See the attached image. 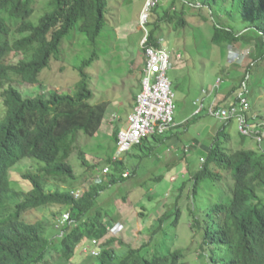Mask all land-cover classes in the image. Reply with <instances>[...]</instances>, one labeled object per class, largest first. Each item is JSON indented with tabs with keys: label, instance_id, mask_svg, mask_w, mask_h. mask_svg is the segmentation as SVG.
Here are the masks:
<instances>
[{
	"label": "trees",
	"instance_id": "obj_1",
	"mask_svg": "<svg viewBox=\"0 0 264 264\" xmlns=\"http://www.w3.org/2000/svg\"><path fill=\"white\" fill-rule=\"evenodd\" d=\"M162 1L157 0L158 4L150 9L146 24L148 43L156 47L160 46L163 23L172 19L170 9H166L156 20L149 21ZM197 2L213 21L212 43L220 48L226 50L249 40L250 35L254 37L256 52L245 68L242 92L248 104L247 118L264 130V111L256 114L252 109L254 102L255 108L260 102L264 104L259 99L264 93V0ZM108 3L109 0H0V98L5 110L0 119V264H51L47 257L50 251L60 258V264L78 263L91 256L92 250L97 251L92 255L93 264H181L185 257L184 250L174 247L181 215L176 204L158 217L155 225H147L149 240L138 247L113 236L100 244L118 223L119 214L114 215V211L108 210L110 207L105 211L99 206L103 204L96 203L97 199L109 187L131 176L125 171L132 164L130 150L126 157L114 158L117 127L111 135L114 153L102 163L110 166V172L97 174L99 179L95 177L77 198L71 194L78 187L69 163L71 154L77 152L83 166L95 167L87 162V153L76 143L77 135L82 132L86 138L95 136L108 105L106 101L93 104V93L83 83L84 68L93 58L76 67L80 79L70 93L24 95L16 87V83L44 85L41 74L53 59L59 60L63 39L77 25L76 29L94 45L104 28ZM17 52L28 54L16 62L8 61L9 54ZM250 91L255 98L253 105ZM237 95L230 104L238 101ZM232 124L230 120L219 126L205 156L199 158L196 168H188L189 177L179 192L186 189L187 195L190 193L187 207L192 217L190 228L201 239L200 249L206 253L200 252L199 256L205 264H264V153L256 142L255 148L252 146V139L251 145L240 139L239 146L233 148L229 131ZM167 132L144 138L133 149L146 146L149 152L145 155L155 157V139L162 142L172 136L166 135ZM152 141L150 146L148 142ZM183 151L184 156L166 164L165 171L175 169L184 160L186 151ZM24 158L36 162L20 173V178L29 185L27 190L15 187L9 178V170ZM136 169L137 163L128 170L135 175ZM53 205L69 214L67 220L62 214L56 224L60 225L58 229L44 221L24 219L30 211ZM166 222L172 232L168 235L163 231L157 242V232L167 228L162 227ZM154 234L155 243H151ZM93 239L97 244L92 243ZM87 243L90 247L84 250ZM114 243L123 248L118 250ZM78 248L80 258L73 261Z\"/></svg>",
	"mask_w": 264,
	"mask_h": 264
},
{
	"label": "rangeland",
	"instance_id": "obj_2",
	"mask_svg": "<svg viewBox=\"0 0 264 264\" xmlns=\"http://www.w3.org/2000/svg\"><path fill=\"white\" fill-rule=\"evenodd\" d=\"M146 1L109 0L104 14L105 25L94 45L88 41L86 35L76 29L77 25L73 32L63 39L59 60L53 59L49 68L41 74L44 85L16 83V87L24 95L35 93L48 95L51 91L70 93L80 79L76 67L81 61L93 58L84 68L83 83L93 93L91 100L93 104L106 101L108 105L105 119L103 118L104 121L95 136L86 138L82 132L77 135L76 143L87 153L85 155L87 162L95 164V167L91 169L88 166H83L77 152H73L69 157V163L77 178L75 183L78 186L76 189L79 194L93 183L95 177L96 180L99 179L97 174L104 168L108 167V172H110V166L102 165L103 161L114 153L112 134H107L106 131L108 118L112 112H115L116 116V113L126 116L131 105L128 97L136 90L138 80H140L139 75L145 59L141 41L145 31L140 26L139 20ZM182 2L184 3L182 4ZM36 6L38 7L37 4ZM200 6V2L197 0H163L158 5L155 14L150 15L149 21L156 20L162 10L170 9L169 17L172 19L168 23H163L161 35L163 36V47L170 53V67L167 76L174 92L173 123L180 125L168 132V135L171 133L174 135L167 138V144L160 148L154 147L155 157L152 154L145 155L149 152L146 146L142 149H133L132 147L128 152L130 160L129 157L127 159L133 165L137 163L135 175L129 172L128 169L133 167L129 163V167L125 171L128 172V176H131L124 182L109 187L101 193L96 202L103 204L99 206H103L105 211L107 207H110L108 210L114 211V215L119 214L117 223L119 230L116 233L108 234L100 240V244L107 237L113 236L133 247H138L144 241L149 240L150 228L147 225L151 223L155 225V220L176 204L181 210V215L175 229L174 247L185 251V257L181 264H205L204 258H201L199 253H206L205 250L200 249V237L195 235L190 228L192 217L187 209L190 203V193L187 195L186 189L179 192L181 184L189 177L188 168L191 170L196 168L199 157L202 155L204 157L206 150H197L187 143L192 139H197L208 148L212 135L216 134L220 126L218 120L206 113V108L200 112V115H196V113L201 109V104L205 107L213 103L218 106H227L226 104L234 102V98L243 86L241 84H243L242 77L245 68L256 52L253 51L254 37L252 35L249 36V40L237 42L226 50L212 43L213 21L206 13V9ZM150 9L151 7L147 11L148 14ZM182 20L185 21L184 24L181 23ZM232 49L240 54V60L233 59ZM247 52L248 54L252 52V56H248ZM242 53L244 55H241ZM26 54L24 52L10 53L7 59L10 62H16L21 58H26ZM217 78H220L222 82L218 91L210 94ZM249 84L251 88V82ZM233 87L236 89L232 91ZM202 89L206 94L202 92ZM263 96L264 93H261L259 97L262 102H264ZM208 97L211 99L208 100ZM129 98L133 100L132 96ZM198 99H204V101H197ZM250 99L253 105L255 99L253 91L249 92ZM253 107L256 114L264 111V104L261 102L260 105H257L258 108H255L254 102ZM4 112L0 98V119ZM115 120L114 125H118L119 119ZM254 123L256 122L254 121ZM229 131L233 148L239 146L240 139L249 145L252 144L250 141L252 139V146L255 148L256 143L253 138L239 135L235 122ZM166 145L174 148L175 152L177 151V156L180 154L183 156L184 147H190L183 162L177 166L178 173L177 171L172 172L177 173V177L173 181H170L172 173L165 171ZM175 152L173 153L176 154ZM128 153L122 154L121 157H126ZM35 163L34 160L24 158L9 170V178L15 187L25 190L29 188L28 183L26 184L20 178V173L30 169L31 165ZM93 171L95 172L93 173ZM64 212L65 210H61L59 205H53L30 211L24 216V219L44 221L47 226L58 229L60 225L56 224ZM110 215L114 217L112 213ZM167 223L162 226L163 228L167 226L166 229H160L157 232V242L162 239L163 231H166L168 235L171 234L172 227ZM151 243H155V234ZM84 245L85 248L90 247L89 243ZM114 246L118 250L123 248L119 247L118 243H114ZM79 248L73 261L80 258ZM90 255L83 257L80 262H72V264H93L94 256L92 257L91 253ZM47 257L51 264L61 263L60 258L53 251H50Z\"/></svg>",
	"mask_w": 264,
	"mask_h": 264
},
{
	"label": "built area",
	"instance_id": "obj_3",
	"mask_svg": "<svg viewBox=\"0 0 264 264\" xmlns=\"http://www.w3.org/2000/svg\"><path fill=\"white\" fill-rule=\"evenodd\" d=\"M156 3L157 0H147L144 6L146 9H143L140 16L139 23L145 31L141 41V48L145 59L140 71L139 90L135 95L132 111L127 116L126 126L121 128L117 133L114 158H120L122 154L131 150L134 145L141 143L144 138L157 134L162 135L174 126V92L171 89V82L167 76V71L170 67V53L163 47L162 39L159 40V47L148 43V32L145 28L148 17L147 11L150 7L155 6ZM231 51L234 60L241 59L240 54L233 49ZM241 55H244V53ZM247 55H249L248 52ZM221 82L222 80L217 78L210 93L215 92ZM242 87L243 89L238 93V101L235 104L218 106L213 103L206 107V112L221 122H228L230 120L235 122L238 132L244 136L253 138L257 143V147L264 153V147L262 146L264 130L259 124H255L253 120L247 118L248 104L242 92L245 90L244 83ZM197 101L203 100L198 99ZM204 108L205 106L201 104V109L198 112ZM188 148L186 146L185 151ZM108 170V167H106L102 172L107 173ZM71 194L76 198L80 195L77 191H72ZM64 219H69L68 213L64 214ZM118 230L119 228L116 224L110 229V232L116 233ZM92 243L97 244V240L93 239ZM91 254L96 255L97 251L92 250Z\"/></svg>",
	"mask_w": 264,
	"mask_h": 264
},
{
	"label": "crops",
	"instance_id": "obj_4",
	"mask_svg": "<svg viewBox=\"0 0 264 264\" xmlns=\"http://www.w3.org/2000/svg\"><path fill=\"white\" fill-rule=\"evenodd\" d=\"M163 38V36L161 35L160 36V39H162ZM231 61V60H230ZM143 63H144V61H143ZM143 63H142V65H143ZM222 70V69H221ZM139 77H140V75H139ZM138 77V78H139ZM139 81L140 80H138V84H137V88H136V90L133 92V93H130V95H129V97L130 96H132L133 97V100L131 99V98H129L128 97V100L130 101V103H131V105H130V107H129V110L127 111V113H126V116L125 115H119L118 113H116L117 114V116L114 114L115 112H112V114L109 116V118H108V127L106 128V131L108 132L107 134H112V130H113V128H115V127H117L118 128V131L121 129V128H123L124 126H126V122H127V116H128V114L132 111V108H133V104H134V98H135V95H136V93L138 92V90H139ZM202 92H204V90L202 89ZM205 94H206V92H205ZM211 94V93H210ZM211 99V97H208V100H210ZM201 100V99H200ZM203 101H204V99H202ZM120 104V103H119ZM122 104V103H121ZM223 104H225V103H223ZM206 108V107H205ZM204 108V109H205ZM107 113V111L105 112V114ZM201 113H199L198 115H200ZM119 119V123H118V125H114V121H116L115 119ZM104 119H105V116H104ZM104 119H103V121H104ZM219 121V120H218ZM219 123H220V125L222 124V123H224V122H221V121H219ZM102 125V124H101ZM180 124H178V125H176V124H174V126L170 129V131H172L174 128H176L177 126H179ZM111 127V128H110ZM170 131H168V132H170ZM168 132L166 133V135H168ZM178 133V132H177ZM172 134V136L174 135V133H171ZM212 136H214V134L212 135ZM150 140V139H149ZM167 139H164L162 142H158L156 139H155V147L157 146L158 148H160L161 146H163L164 144H167V141H166ZM149 143V145L151 146L152 145V143H153V141L152 142H148ZM187 144H191L192 145V147H195V148H197V150H206L207 148H206V146L204 145V143L203 142H201L200 140H197V139H192L189 143H187ZM167 146V145H166ZM192 147H191V149H192ZM167 149H165V150H167V154L164 156V158H165V161H166V164H168V163H171L173 160H175L177 157L178 158H181L182 157V155L180 154V153H178V154H180V155H178L177 156V151L175 152V149L174 148H171L170 146H167L166 147ZM184 149H185V147H184ZM189 150H190V147L188 148ZM188 150V151H189ZM188 151H186V153L188 152ZM173 152H175L176 154H174ZM184 151H182V153H183ZM184 156V155H183ZM186 156V155H185ZM203 156V155H202ZM201 157V156H200ZM199 157V158H200ZM181 162H183V160H181ZM181 167H182V165H181ZM178 170V168L176 167L175 169H172L170 172L172 173L173 171H177ZM177 173H178V171H177ZM177 173L176 174H174V173H172L171 175H170V181L172 180V178H176L177 176Z\"/></svg>",
	"mask_w": 264,
	"mask_h": 264
},
{
	"label": "water",
	"instance_id": "obj_5",
	"mask_svg": "<svg viewBox=\"0 0 264 264\" xmlns=\"http://www.w3.org/2000/svg\"><path fill=\"white\" fill-rule=\"evenodd\" d=\"M146 8L144 7V10H145Z\"/></svg>",
	"mask_w": 264,
	"mask_h": 264
}]
</instances>
